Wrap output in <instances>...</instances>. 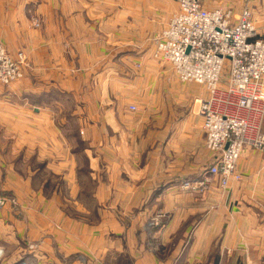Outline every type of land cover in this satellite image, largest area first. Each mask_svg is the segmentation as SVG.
I'll list each match as a JSON object with an SVG mask.
<instances>
[{"label":"crops","instance_id":"obj_1","mask_svg":"<svg viewBox=\"0 0 264 264\" xmlns=\"http://www.w3.org/2000/svg\"><path fill=\"white\" fill-rule=\"evenodd\" d=\"M116 5L166 23L178 11L175 0H42V28L27 22L28 70L0 86V132L13 137L9 151L0 142V180L10 176L27 213L0 215L3 261L18 262L20 246H29L28 260L40 264H259L264 152L247 149L242 180L225 189L218 178L202 195L180 189L188 178L204 180L210 165L193 104L207 92L163 80L170 65L156 58V46L148 51L115 26ZM204 6L236 17L249 9L264 38V0ZM164 108L173 116L165 127ZM16 156L26 172L9 163ZM157 214L165 216L159 227L151 222Z\"/></svg>","mask_w":264,"mask_h":264},{"label":"built area","instance_id":"obj_2","mask_svg":"<svg viewBox=\"0 0 264 264\" xmlns=\"http://www.w3.org/2000/svg\"><path fill=\"white\" fill-rule=\"evenodd\" d=\"M175 1L178 11L157 37L155 56L170 65L180 82L203 86L207 92L196 103L213 162L204 180L182 186L202 195L211 178H218L224 189L242 180L239 161L247 149L264 151V38L249 9L236 17L230 8L207 10L205 0ZM24 63L22 54L14 58L0 44V84L21 81ZM5 207L0 197V208ZM159 219L161 214L155 219L157 227ZM3 257L0 250V262Z\"/></svg>","mask_w":264,"mask_h":264},{"label":"rangeland","instance_id":"obj_3","mask_svg":"<svg viewBox=\"0 0 264 264\" xmlns=\"http://www.w3.org/2000/svg\"><path fill=\"white\" fill-rule=\"evenodd\" d=\"M40 3H42V0H0V38H2V41L0 42V44L3 45L6 49H8L7 45L9 42L20 46L21 49H19L20 50L19 53L16 52L15 55L12 52H9V50L7 51L14 58L18 57L19 54H22L24 56L25 74L28 70V65L26 62V53H25L27 22L28 20H30L31 26L34 29L42 28L43 20L39 19L38 15H36V13L44 11L43 8L39 7ZM123 7L124 6L122 5L120 6L116 5V9H118L119 11V17H118L119 19L116 21L115 26H118L117 25L118 23L119 26H122L123 30L129 31L130 33L128 34H130V36L132 37V43H135V44L140 43L142 46H144V49L146 48L148 49V51L151 50V48L153 49V47L156 46L157 37L161 34L163 30L167 28L170 21L169 22L167 21L166 23L163 20V18H161V20L160 18L158 20H155V19L147 18L145 15L135 16L133 15L134 13L132 11H130V14L127 11L122 12ZM123 13H124V16H123ZM155 48H157V46ZM159 64H162V63H159ZM166 68L164 67L163 69L166 70ZM157 79L159 80L158 77ZM163 80L175 81L180 87V90H182V88L185 89L184 86H187L188 89H190V90L187 89L188 92H191V93L193 90L198 91V88L204 89L203 86H199L195 84H184L180 82L172 72L171 73L169 72L168 74H166ZM0 86L9 87L3 84H0ZM193 104L196 105L197 103L194 102ZM172 119H173V116L170 115L164 108L163 126L165 127L168 124H170ZM12 139L13 137L11 134L9 135L5 132L4 133L0 132V142H2L3 147H6L7 151H9L8 147L12 143ZM19 158L20 156H16L12 159H8V161L9 163L11 162V160L16 162V168L20 169L22 172H26L28 163L26 161L23 163L22 160L19 161ZM212 162H213V156L211 155L210 165L212 164ZM36 166H39V165H36ZM38 168H42V167H38ZM42 169H44V167ZM4 175H5V172L2 174V176L4 177ZM203 175H204V172H203ZM7 176L8 177L6 176L4 177V180L3 179L0 180V197L3 198V200H5L6 202V207L0 208V215H5V212H8L7 214L9 215V217L16 216L17 219L24 220L27 217V213L23 210L22 208L23 205L21 203V201H24V200L16 197V195H14L11 192L10 189L12 187L11 186L12 181L10 180V176L9 175ZM44 177H46V175H44ZM213 179L214 178L210 179V183L212 182ZM186 181L196 182L193 178H188L181 183L180 189H182V186L184 182ZM198 181H202V180H198ZM40 184L41 182H34L35 186L40 185ZM49 184L50 182H48V185ZM25 199L27 200V198ZM72 215H75V214L72 213ZM157 215L155 219H157ZM155 219L153 218V220H151L153 225L156 223ZM162 219L164 221L165 219L164 215H162ZM159 221L161 222L162 220L159 219ZM20 248H21V250L19 251L20 256H17V258L19 257L20 258L18 259V262L14 264H21L24 262L26 264H40L41 263V261L38 258H36L35 256L33 258L32 255L29 257L30 261L28 260L29 255L26 249L30 250L29 246H20ZM155 249H157L156 246H155ZM8 250H10V247L8 248ZM3 259L1 260L0 264H5V261H3ZM249 263L250 262L245 259L244 260L242 259L238 262V264H249ZM259 264H264V261H259Z\"/></svg>","mask_w":264,"mask_h":264}]
</instances>
